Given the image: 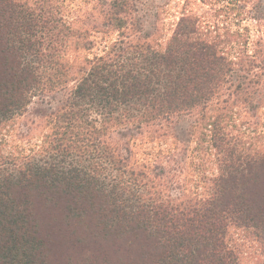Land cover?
Returning <instances> with one entry per match:
<instances>
[{"label": "trees", "instance_id": "1", "mask_svg": "<svg viewBox=\"0 0 264 264\" xmlns=\"http://www.w3.org/2000/svg\"><path fill=\"white\" fill-rule=\"evenodd\" d=\"M67 1L0 0V264H239L232 228L254 235L264 264L263 43L250 51L184 12L161 47L136 0L78 14ZM111 29L103 54H82ZM35 99L49 105L35 109L42 143L4 153L2 130ZM186 115L201 173L189 179L180 157L173 179V153L142 162L130 140L164 141Z\"/></svg>", "mask_w": 264, "mask_h": 264}, {"label": "rangeland", "instance_id": "2", "mask_svg": "<svg viewBox=\"0 0 264 264\" xmlns=\"http://www.w3.org/2000/svg\"><path fill=\"white\" fill-rule=\"evenodd\" d=\"M85 1L89 0H68L67 2L73 5L74 11L77 13L80 9H88V4ZM136 3L144 23V32L151 34L153 42L155 44L158 43L161 47L172 36L176 22L184 12L196 14L202 25L215 27L222 33L228 30L239 32L241 34L240 40L247 44L250 51H254L257 47L256 45L261 42L264 45V0H136ZM130 33L131 39L135 40L139 36L138 34ZM139 34L140 36L144 35V33ZM118 38L119 32L117 29L94 31L91 36V39L94 40L93 47L90 50H82V54L90 57L96 54H103L107 47ZM259 72L263 73L261 76V79H263L261 83H263L264 71ZM56 98L60 99L63 96L56 94ZM46 100L51 99L47 97ZM34 101L29 108V112L10 122L2 130L4 139L2 149L4 153L20 155L23 152L35 151L42 143L45 127L37 126L39 123L42 124V120L37 117L35 109L46 108L49 110V105L47 101L44 104H39V99ZM195 118L194 115L177 118L171 125V129L168 131L169 135L164 141L159 138L152 139L147 132L136 135L135 138L130 140L131 147L142 162H154L159 157L161 158L159 161L164 162L167 158H163L161 154L165 153L168 155L173 153L174 158L169 163L166 162V165L169 164L176 169L171 171L177 175L173 179H179V161L182 160L180 157H183V159L186 157L188 165L192 161L195 163L201 161L199 154L196 151H192L191 148H193L195 143L187 133ZM254 120L259 123V130L264 132V105L259 109L258 115ZM33 121H35L34 124L32 123ZM173 128L175 129L174 132ZM173 133L187 140L185 147L189 148L188 152L183 149L179 151L177 147L174 150L173 141L176 140H174ZM207 165L210 166L209 163ZM208 166L206 167L207 170L203 171L210 170ZM189 169L186 176L191 180L201 173V170L198 171L193 163L190 164ZM231 238L239 256V264L262 263L261 244L250 231L232 228Z\"/></svg>", "mask_w": 264, "mask_h": 264}]
</instances>
